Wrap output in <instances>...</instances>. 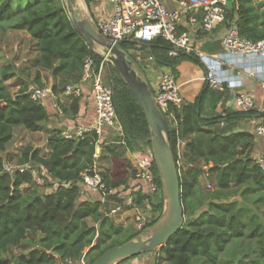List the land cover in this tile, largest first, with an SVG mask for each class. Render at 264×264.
I'll return each instance as SVG.
<instances>
[{"label": "trees", "instance_id": "trees-1", "mask_svg": "<svg viewBox=\"0 0 264 264\" xmlns=\"http://www.w3.org/2000/svg\"><path fill=\"white\" fill-rule=\"evenodd\" d=\"M227 18L235 21L242 36L254 41L264 39L263 0H235L232 8L227 7ZM8 29L30 34L35 76L33 84L20 81L13 94L6 82L19 76L16 63L10 60L0 65V264H80L83 258L92 264L106 249L139 234L111 218L113 206L124 204L130 195L142 207L148 201L152 214L159 210L150 226L164 214L166 195L156 163L153 170L157 190L150 192L148 184L136 177L127 156L140 142L144 149H152L148 121L120 72L81 36L64 0H0V33ZM128 44L148 49L158 66L173 70L182 58L193 57L173 54L171 44L162 37L148 43L123 40L119 46L127 50ZM203 47L220 48L212 43ZM88 56L97 66L103 62L104 76L112 87L115 109L123 125V134L110 136L102 150L112 162L102 171L106 186L116 190L106 195L104 202L100 199L102 193L88 200L80 194L77 183L81 172L94 163L97 145L102 144L95 131L65 138L61 130L52 129L47 155L32 145L24 146L17 156L3 155L16 126L29 131L47 127L51 117L48 97L34 99L31 95L32 87L47 86L42 71L49 72L50 87L62 113L71 119L79 115L82 94L69 96L67 102H61L59 95L68 81H80ZM21 72L30 75L26 70ZM229 95L228 90H215L207 84L194 101L173 107L177 123L170 127V145L177 162L183 159L189 167L185 171L183 164L177 163L184 222L154 252L152 264H264V170L254 153L255 134L233 130L257 112L225 107L216 113ZM188 136L179 156L178 141ZM13 161L30 168L6 171L5 164ZM200 161L203 166L197 164ZM32 169L51 178L56 188L40 192ZM204 175L213 177V190L202 189L200 179ZM24 185H29L27 190H23ZM15 247L21 252L16 253Z\"/></svg>", "mask_w": 264, "mask_h": 264}, {"label": "built area", "instance_id": "built-area-1", "mask_svg": "<svg viewBox=\"0 0 264 264\" xmlns=\"http://www.w3.org/2000/svg\"><path fill=\"white\" fill-rule=\"evenodd\" d=\"M109 2L113 6L110 16L106 19L98 17L93 22L104 36L114 42L137 40L144 43L162 37L171 44L173 54L185 53L196 56L206 72L207 84L215 90H228L234 109L244 111L256 109L255 97L249 92L234 88L225 79L223 72L241 69L253 75L258 84L264 88V76L258 77L255 68L250 64L253 58L264 56V39L254 41L239 33L235 21L227 18V0H109ZM220 27L224 30L220 38L221 50L210 52L199 46L198 41L201 34L215 33ZM136 59H133L134 66L142 70L150 68L148 75H152L156 64L155 57L149 54L143 63L139 57ZM247 59H249L248 62ZM241 65H244L243 68H240ZM85 81L90 82L92 86L96 111L95 121L87 125L68 127L62 130L63 137H79L88 131H95L100 138L123 134V125L113 102V90L104 76L103 62L97 66L92 56L86 57L80 81L67 85L64 92L68 95L81 94L80 84ZM147 81L169 128L174 127L177 119L173 107H180L183 104L176 75L171 69L166 68L153 84ZM31 95L34 99L55 96L50 86L32 87ZM253 133L264 147V117L256 123ZM147 148L149 152L145 155L141 152L136 153L132 158V163L136 169V177L148 184L150 192H155L157 190L153 170L155 161L152 149ZM98 157L99 153L96 149L94 163L81 172L77 183L81 195L88 197L93 191L102 193L100 199L104 202L106 195L116 190L107 188L104 176L98 168ZM257 162L264 170V151L257 156ZM29 168L28 164L16 166L11 163L5 164L8 172H13L15 169L26 171ZM32 172L39 183V179L36 178L37 170L32 169ZM146 207L148 211L151 210L148 201H146ZM142 208L144 207L134 203L133 196L130 195L124 204L113 206L110 215L131 210L135 216L137 230H143L151 224V220Z\"/></svg>", "mask_w": 264, "mask_h": 264}, {"label": "water", "instance_id": "water-1", "mask_svg": "<svg viewBox=\"0 0 264 264\" xmlns=\"http://www.w3.org/2000/svg\"><path fill=\"white\" fill-rule=\"evenodd\" d=\"M64 1L73 23L89 47L105 61L114 65L141 106L149 124L153 159L162 179L167 199L165 213L151 226L148 237L137 235L126 242L112 246L92 263L113 264L123 259L159 250L182 227L184 211L181 202V178L178 162L169 141V125L155 102L148 81L138 72L129 53L119 46L120 42H114L100 33L90 18L79 17L73 0ZM234 2L235 0H227V7L232 8ZM98 47H101L104 52H100Z\"/></svg>", "mask_w": 264, "mask_h": 264}, {"label": "crops", "instance_id": "crops-1", "mask_svg": "<svg viewBox=\"0 0 264 264\" xmlns=\"http://www.w3.org/2000/svg\"><path fill=\"white\" fill-rule=\"evenodd\" d=\"M74 2V8L76 10V13L79 17H88L94 22L98 17H102L104 19L108 18L110 14L113 11V6L109 2V0H73ZM223 27H220L215 33L211 34H203L200 36V39L198 41L199 46H201L204 50L210 51V52H217L220 50V38L223 34ZM27 36L30 37V34L27 32ZM205 43H212V44H218L220 46L219 49L217 50H209L203 45ZM138 56L141 60V63H143V60L146 59L147 55L151 54L148 49L138 50L137 51ZM152 55V54H151ZM190 57H185L182 58L181 61L175 66L176 72L171 67H160L157 65V63L154 66V70L152 75L155 77V80L158 79L160 73L166 69L169 68L171 69L174 74L176 75V78L178 80V83L181 86H185L187 84H193V85H198L199 80H202L203 76V67L201 64H196L190 61L188 59ZM133 59H135L133 57ZM137 60V59H135ZM249 59H247L248 62ZM250 64L255 68L256 74L259 77L264 76V56L260 58H253V60H250ZM141 66V65H140ZM244 65H241L240 68H243ZM224 77L226 80L230 82L234 88H237L239 90H243L246 92H249L252 96L255 97L257 101V107H256V114L252 116V118L246 122H239L238 125H236L233 130L238 131V130H246V131H251L253 132L254 126L256 123L261 120L264 117V88L261 87L257 79L251 75L247 74L244 71L239 70H234L233 72L230 70L224 71L223 72ZM43 81H46V78H43ZM243 84V85H242ZM242 85V86H241ZM241 86V87H240ZM81 91L80 93L82 94L81 98V103H80V113L75 119L67 118L64 123H66V128L68 127H73L74 125H87L91 124L95 121V116H96V111H95V100L92 92V86L91 83L88 81L83 82L80 84ZM183 97V94H182ZM59 98L61 99V102H67L70 98L65 97L62 98L61 94L59 95ZM195 97L189 98L183 97V102L185 101H194ZM47 107L48 110L51 114L49 122H46L47 127L44 128L42 131H31L32 134L34 135H41V133L45 132V130L48 132L47 133V147L48 149L46 150V153L44 155H47L49 153V143H48V137L50 134V130L48 131L47 128L50 127L52 119H55L56 114H58V111L61 112V109L59 110L57 104H56V97L55 96H49L47 99ZM229 107V108H234L233 102L231 99V96L229 95L228 99L220 103L219 106L216 109V113H220L223 108ZM223 125V124H221ZM19 126L14 128L13 130V139L16 136V132ZM65 128V129H66ZM64 130V129H63ZM256 137V135H255ZM12 139V140H13ZM110 136H102L100 139V142L102 144L97 145V152L99 153V157L97 159V164L98 166L104 165V169L101 167V172L106 170L107 168H110L112 165L111 158L109 157L108 153L103 150V146H106L109 143ZM189 139L188 137L185 138H180L178 141V150L181 153H183L184 146L186 144V141ZM11 140V141H12ZM18 142V143H17ZM23 143L19 140L15 141V146L17 145H22ZM40 146H37L39 148ZM264 151V147L260 140L256 137V145L254 149L255 156L257 157L260 153ZM7 153L12 154L11 150L8 149L6 152L3 153L5 156ZM18 154V153H17ZM132 153L130 151L127 152L128 157H132ZM14 155V154H13ZM16 156V155H15ZM180 162V161H179ZM178 162V163H179ZM9 163V162H8ZM181 163V162H180ZM199 166H203V161H200L197 163ZM202 179V178H201ZM200 179V180H201ZM201 182V181H200ZM94 197H98V192L93 191L91 193ZM130 211V210H129ZM127 213H132L133 212H127ZM155 260V253H143L138 256L129 258V260L125 261H118L116 262L117 264H152ZM115 263V264H116Z\"/></svg>", "mask_w": 264, "mask_h": 264}, {"label": "rangeland", "instance_id": "rangeland-1", "mask_svg": "<svg viewBox=\"0 0 264 264\" xmlns=\"http://www.w3.org/2000/svg\"><path fill=\"white\" fill-rule=\"evenodd\" d=\"M32 47H33L32 46V40L29 36H27V32L24 30L8 29L6 32L0 33V65L7 62V61L13 60V62L16 63V68H17V71L19 72L18 73L19 76L12 78L6 82L9 90L13 94L16 93L17 90L19 89L20 81H24V82L27 81V82L33 84L32 82H33L34 76H35V68L31 67V58L34 56L35 52L32 49ZM126 49H127L126 51L129 53V57L130 58L134 57L136 59L138 56L137 51L141 50V52H142V50H144L146 48H142V47L138 48L136 46L128 44ZM98 50L102 53L104 52L101 47H98ZM188 59H190V61H192L193 63L200 65V62L196 56L193 55V57H190ZM22 69L30 72V75L28 77H26L25 75H22V72H21ZM137 70L143 78L149 80L151 82V84L154 83V81H155L154 76L155 75L154 76L148 75V73L151 71L150 68L142 70L140 67H138ZM202 71H203L202 80H199L200 83H198L197 86L193 85V84H187L185 86H181L180 94L181 95L183 94L184 98H186L188 96H189V98H193V97L196 98L200 94L203 87L205 85H207V81L205 79L206 72H205L204 68L202 69ZM174 72H176V70H174ZM42 75L44 76V78H46V85L50 86L52 79H51V77H49V79H48L49 72L48 71H42ZM69 84H73L72 81H68V83L65 85V88ZM60 94H61L62 98L72 96V95L66 94L64 91ZM65 120H67V117L62 112L58 111V114H56L55 119H52V121H51V124L49 127L50 129L48 128L47 130L49 131L52 129H56V130L62 131L63 129L66 128V123H64ZM17 127L18 126H16V128ZM47 133L48 132L45 130V132L41 133V135H34L31 133V131H29L25 127L19 126V128L17 129V132H16V136L14 137V139L12 138L13 140L8 145V149L11 150L12 154L17 156L21 152V149L26 145H32L34 147L40 146L39 147L40 152L42 154H44V153H46V150L48 149L47 143H46ZM16 140L21 141L23 144L15 146ZM130 152L132 153L131 154L132 157L130 158L132 160L133 156L136 153L141 152L143 155H145L149 151H148V148L144 149L143 142H140V145L136 146L134 148V151H130ZM180 162H181V164H183V168H184L183 170L189 171V167L183 163V159H181ZM11 164L16 166L15 165L16 161H13ZM98 167L99 168L101 167L102 169L105 168L104 165L103 166L100 165ZM36 173H37L36 178L39 179V183L37 181L36 182L40 185V188H39L40 192H48V191L56 188L57 184L54 183L51 178H49L43 172L39 173L37 171ZM201 178L202 179L200 180L201 181L200 183H201L202 189L204 191L213 190V188L215 186L213 177L209 176V175H204ZM28 187H29V185H24L23 190H27ZM91 193L92 192H90L89 196L87 197L88 200H95L96 197H94ZM79 198L82 199L81 197H79ZM165 203L167 206V199L166 198H165ZM166 206H165V209H166ZM142 209L145 211L146 216H149L148 218L150 220L153 218V216L155 214L159 213V210H157V212L155 214H152V212L148 211V207H144ZM165 209H164V213H165ZM127 212H133V211L130 210ZM127 212H123V213H119V214H113L110 216L116 223L124 225L125 227H131L133 232L138 231L139 234H137V235H143L145 237H148L150 235V230H151L152 225L146 226V228L143 230H137L134 213L132 214V213H127ZM90 222L92 223L91 220H90ZM88 250H89V248H87L85 250V253ZM14 251L16 253H20L21 248L15 247ZM149 253H151V252H149ZM127 260H129V259H127ZM115 263L116 262H114L113 264H115ZM80 264H88V263L83 258L81 260Z\"/></svg>", "mask_w": 264, "mask_h": 264}]
</instances>
